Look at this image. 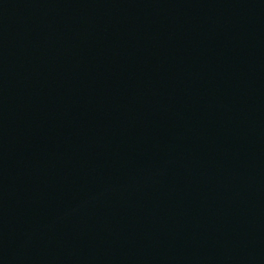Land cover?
I'll use <instances>...</instances> for the list:
<instances>
[{
	"label": "water",
	"instance_id": "obj_1",
	"mask_svg": "<svg viewBox=\"0 0 264 264\" xmlns=\"http://www.w3.org/2000/svg\"><path fill=\"white\" fill-rule=\"evenodd\" d=\"M0 264H264V0H0Z\"/></svg>",
	"mask_w": 264,
	"mask_h": 264
}]
</instances>
